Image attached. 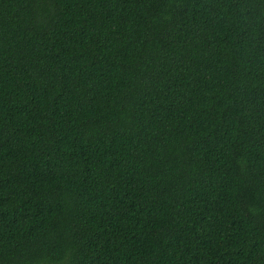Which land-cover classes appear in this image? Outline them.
Segmentation results:
<instances>
[{"label": "trees", "instance_id": "1", "mask_svg": "<svg viewBox=\"0 0 264 264\" xmlns=\"http://www.w3.org/2000/svg\"><path fill=\"white\" fill-rule=\"evenodd\" d=\"M0 264H264V0H0Z\"/></svg>", "mask_w": 264, "mask_h": 264}]
</instances>
